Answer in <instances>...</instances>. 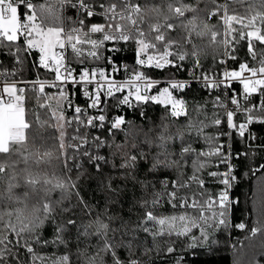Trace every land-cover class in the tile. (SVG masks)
<instances>
[{"label":"snow or ice","instance_id":"1","mask_svg":"<svg viewBox=\"0 0 264 264\" xmlns=\"http://www.w3.org/2000/svg\"><path fill=\"white\" fill-rule=\"evenodd\" d=\"M128 47L131 65L118 59ZM194 85L199 101L186 98ZM149 105L163 110L159 122L130 132L123 109L143 116ZM256 125L264 0H0V264H155L158 255L184 264L217 233L248 228L232 223L246 161L255 222L234 264H251L249 249L264 247ZM129 183L139 189L135 220L109 212Z\"/></svg>","mask_w":264,"mask_h":264},{"label":"trees","instance_id":"2","mask_svg":"<svg viewBox=\"0 0 264 264\" xmlns=\"http://www.w3.org/2000/svg\"><path fill=\"white\" fill-rule=\"evenodd\" d=\"M43 0H33V3H42ZM140 3H144L145 0H139ZM158 2V0H156ZM186 2L194 3V0H186ZM238 7V6H237ZM23 11V9H21ZM66 15L74 16L75 13L72 10H66ZM98 17H94L93 21L98 20ZM210 24H217V18L212 17L209 21ZM201 41H197L198 44L205 43ZM190 47V46H189ZM211 49H209V52ZM246 47H242L239 50L240 55H245ZM126 58L127 63L129 65L134 64V53L131 47L125 49L124 53H120ZM191 58L186 62L187 65L191 64ZM201 63L205 66H208L212 63V56L209 53L206 57H201ZM229 64L235 65L232 62ZM41 76L47 75L43 71H41ZM25 78H33L36 76L35 71L28 65L25 66V71L23 73ZM155 76L160 77L163 73L156 71L154 73ZM187 73H180L181 77H185ZM204 94L201 93L197 86H193V90L190 91L187 95V99L190 101H199L201 96ZM27 107H33V104H27ZM125 113V117L127 121H130V125H128V129L130 132L135 133L139 130V128H143L147 130L149 126L153 123H158L160 116L163 114V110L156 105H149L144 108V115L141 116L140 110L138 109H123ZM70 114V113H69ZM255 131L259 134L262 138H264V126L256 125ZM123 134L117 135V141L120 142L123 140ZM258 162H264L260 160V156L258 155L256 161H252L253 165L257 164ZM237 174L239 176V181L235 188L233 189V196H236L237 199L240 201L239 204L235 205L232 211V223H240L244 222L248 225V228L244 231H241L236 228H232L231 230H225L217 233L216 239L218 243L212 245L211 248L206 247H198L194 249L188 250L185 253V261L184 264H234L236 260L238 251L241 247L248 248L249 240L248 237L250 236L249 229L254 225L255 222V213L251 203V193L253 191L254 179L249 172V162H243L237 164ZM247 174V175H246ZM259 175V173L257 174ZM116 184L119 185L120 181L117 180ZM92 189H95V185L91 186L89 191L91 195L100 201L98 207L102 210L103 209V200L101 199L98 192H93ZM139 196V189L134 188L130 183L127 184L125 191L120 194L119 200L120 204L116 205L115 207H110L109 212H116L124 217L125 220H135L137 215H142L139 212V209L131 210V205L134 197ZM161 212L165 214L171 213L173 210L168 205H164ZM51 227L45 226L44 229V236L49 237L51 236ZM257 238H253L256 240ZM235 245L236 247H233ZM47 251H51V249H47ZM248 259L251 261V264H264V247L257 245L254 248H250L248 251ZM155 264H171V258L158 255L154 256Z\"/></svg>","mask_w":264,"mask_h":264},{"label":"built area","instance_id":"3","mask_svg":"<svg viewBox=\"0 0 264 264\" xmlns=\"http://www.w3.org/2000/svg\"><path fill=\"white\" fill-rule=\"evenodd\" d=\"M94 22H99V19H98V20H95ZM124 52H125V50H124L122 53H124ZM122 53H121V54H122ZM118 59L120 60L121 63H126V64H128V63H127V60H126V58H125L124 56L119 55V56H118ZM186 64H187V63H186ZM229 66H230V67H234L235 65H231V64H229ZM120 75L123 76V73H121ZM118 78H119V77H118ZM27 79H35V77H33V78H27ZM76 102H77V103H80V104H84V103H85V101H84L79 95L76 97ZM232 195H233V194H232ZM233 197L237 199L236 196H233Z\"/></svg>","mask_w":264,"mask_h":264}]
</instances>
